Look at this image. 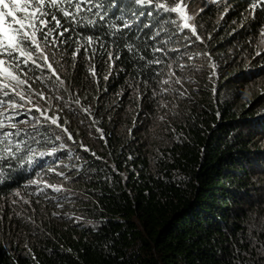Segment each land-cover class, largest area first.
Wrapping results in <instances>:
<instances>
[{
  "label": "trees",
  "instance_id": "trees-1",
  "mask_svg": "<svg viewBox=\"0 0 264 264\" xmlns=\"http://www.w3.org/2000/svg\"><path fill=\"white\" fill-rule=\"evenodd\" d=\"M252 2L208 5L193 20L197 39L174 13L115 0L109 23L135 21L121 38L108 24L77 32L101 37L120 59L97 44L73 68L76 45L60 46L67 91L33 87L63 96L35 100L72 139L46 124L47 139L30 144L33 163L5 166L0 264H264V6L253 18ZM161 27L155 39H172L153 53ZM26 114L40 117L33 109L12 122Z\"/></svg>",
  "mask_w": 264,
  "mask_h": 264
},
{
  "label": "snow or ice",
  "instance_id": "snow-or-ice-1",
  "mask_svg": "<svg viewBox=\"0 0 264 264\" xmlns=\"http://www.w3.org/2000/svg\"><path fill=\"white\" fill-rule=\"evenodd\" d=\"M134 3L166 13H179L184 21L181 30L191 29L192 35L200 39L195 26L189 23L193 17L187 15L184 0H180L172 7L162 0H134ZM261 6H264V0H253L251 3L253 18H255V10ZM113 7H117L115 0L111 5L106 4L105 0H0V182L4 177L5 166L11 168L14 162L20 166L25 163L29 165L33 163L36 151L30 144L40 143L37 137L47 139L42 131L46 124L55 125L67 134L69 139H72L68 129L59 123V117L46 115L48 108L34 102L36 97L47 103L53 99L63 100V96H48L43 90L37 91L33 85L39 82L44 88H48L51 83L56 88L67 91L65 80L60 74L64 58L60 46L68 44L70 40L76 45L72 52L73 68L76 66V58L81 49L91 59L97 54V44L107 53L108 61L114 62L120 59L119 55L108 50V46L105 45L101 37L77 32L78 28H88L89 26L95 28L108 24L109 28L113 29L110 33L111 36L117 39L121 38L117 37V33H124V30L131 29L135 21L124 19L121 15L116 17L123 21L121 28L110 24L109 11ZM146 14L153 15L151 11ZM140 15H145V13L141 12ZM133 16L136 17V20L139 19L135 13ZM170 22L176 23L175 20ZM150 26L149 24L143 25L145 28ZM162 32H164L163 27L156 31L152 37L155 43L160 45L152 48L153 53L164 52L163 45L172 39L169 36L168 41H157L155 38L159 37ZM66 33H76L77 38L72 35L66 36ZM261 34L264 35V30ZM126 48L129 52H135V46L132 43L126 44ZM57 56L60 58L57 59ZM139 59L144 60L145 57L141 55ZM147 63L149 65L160 64L162 60L160 58L149 59ZM181 67L183 68V65ZM37 71L38 75L35 74ZM91 74L96 75L94 69L91 70ZM168 82V80L162 81L164 84ZM75 103L79 105V99H76ZM26 105L31 107H26ZM64 106L67 107V102ZM21 109L26 112H32L34 109L40 113V117L43 119L32 116L28 120L12 122L15 118L7 114L9 112L19 114ZM82 111L88 112V109L82 108ZM29 128L31 131H28ZM98 131L100 130L98 129ZM56 139L59 140L60 137L57 136ZM60 147L63 148L64 145H60ZM82 147L84 146L82 145ZM57 150L53 147L47 154L52 155ZM84 150L88 151L86 147ZM39 155L43 156L45 153L41 152ZM93 155L95 154L93 153ZM49 171H54V169H49ZM58 174L63 175V173ZM30 183L36 184L37 181L33 180ZM51 187L54 191L61 190L56 186Z\"/></svg>",
  "mask_w": 264,
  "mask_h": 264
},
{
  "label": "rangeland",
  "instance_id": "rangeland-1",
  "mask_svg": "<svg viewBox=\"0 0 264 264\" xmlns=\"http://www.w3.org/2000/svg\"><path fill=\"white\" fill-rule=\"evenodd\" d=\"M216 1L217 0H184V3L186 4L187 15H191L193 17V19L191 21H189V23L193 25V20L195 18V15L197 13H199L200 11H202L203 9H205L208 5L213 4ZM179 2H180V0H179ZM174 14L176 16V21L179 22L178 26L180 28H182V24L184 21L181 19L179 13H174ZM187 30H189L191 32V29H187ZM259 48L261 49V51L264 50V35H262V37H261ZM35 74L38 75L39 73H35ZM34 102H37V101L35 100ZM26 107H31V106L26 105ZM20 112H22L24 114V112H26V111L24 109H21ZM14 114H15L14 112H9L7 115L14 116ZM25 116H28V117H24L22 120H28L30 118L29 114H26ZM21 126H24V125H21Z\"/></svg>",
  "mask_w": 264,
  "mask_h": 264
},
{
  "label": "bare ground",
  "instance_id": "bare-ground-1",
  "mask_svg": "<svg viewBox=\"0 0 264 264\" xmlns=\"http://www.w3.org/2000/svg\"><path fill=\"white\" fill-rule=\"evenodd\" d=\"M15 122H16V120H15ZM34 180V179H33Z\"/></svg>",
  "mask_w": 264,
  "mask_h": 264
}]
</instances>
